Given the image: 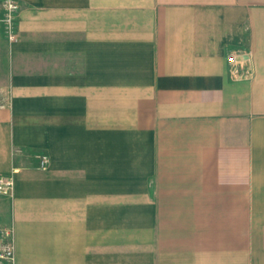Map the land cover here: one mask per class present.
I'll return each mask as SVG.
<instances>
[{
  "label": "crops",
  "instance_id": "0c3cea01",
  "mask_svg": "<svg viewBox=\"0 0 264 264\" xmlns=\"http://www.w3.org/2000/svg\"><path fill=\"white\" fill-rule=\"evenodd\" d=\"M18 1L14 42L0 23L15 264H264V0Z\"/></svg>",
  "mask_w": 264,
  "mask_h": 264
},
{
  "label": "built area",
  "instance_id": "2783aa9c",
  "mask_svg": "<svg viewBox=\"0 0 264 264\" xmlns=\"http://www.w3.org/2000/svg\"><path fill=\"white\" fill-rule=\"evenodd\" d=\"M20 10L18 0H0V23L3 24L7 39L14 42L17 39L15 20ZM227 62L231 65V76L235 80H250L255 75L252 58L246 53L231 52L227 57ZM8 102L3 103V107ZM40 168L45 169L49 164L47 154L38 155ZM14 176L0 177V194L12 195L14 189ZM15 241L12 226H0V264H15Z\"/></svg>",
  "mask_w": 264,
  "mask_h": 264
},
{
  "label": "rangeland",
  "instance_id": "374dc122",
  "mask_svg": "<svg viewBox=\"0 0 264 264\" xmlns=\"http://www.w3.org/2000/svg\"><path fill=\"white\" fill-rule=\"evenodd\" d=\"M0 218H2V217H0ZM0 226H2V225H0Z\"/></svg>",
  "mask_w": 264,
  "mask_h": 264
}]
</instances>
